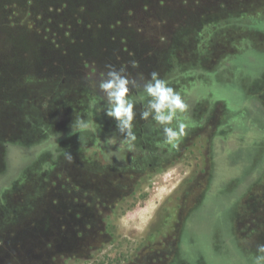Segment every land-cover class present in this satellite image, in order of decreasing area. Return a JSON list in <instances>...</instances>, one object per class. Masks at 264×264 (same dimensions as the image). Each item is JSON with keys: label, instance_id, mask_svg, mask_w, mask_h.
<instances>
[{"label": "rangeland", "instance_id": "rangeland-1", "mask_svg": "<svg viewBox=\"0 0 264 264\" xmlns=\"http://www.w3.org/2000/svg\"><path fill=\"white\" fill-rule=\"evenodd\" d=\"M263 16L264 0H0V183L17 170H24L20 178L31 168L43 169L47 161L55 164L50 157L58 151H70L74 160L67 164L80 169L94 168L95 153L98 161L97 230L82 237L83 250L66 251L50 264H176V232L206 190L208 134L222 110L208 113L205 106L197 107L194 114L206 120L204 127L172 147L171 159L151 160L152 170L140 157L124 169H111L92 144L74 142L62 130L89 112L107 110L99 84L114 70L130 82L134 142L154 154L164 151L159 147L165 141L162 126L141 116L151 99L143 85L156 73L176 90L187 81L182 78L186 72L211 70L246 47L264 51V35L252 29ZM77 19L84 25L76 26L79 34L70 27ZM85 31L96 39L99 34L108 50L98 51L97 43L92 55L74 59L71 48L68 59L61 58L64 40L78 42ZM51 59L52 69L45 67ZM71 60L72 67L63 66ZM246 91L264 104V73ZM48 99H60L63 108L41 114L40 105ZM106 119L115 126L114 119ZM31 127L41 131L29 132ZM53 134L55 144L47 145L45 139ZM236 172L221 163L217 177ZM212 213L210 205L202 208L190 220L188 233L201 229ZM227 215L237 247L254 264L258 246L264 245V173ZM217 262L225 264L219 256Z\"/></svg>", "mask_w": 264, "mask_h": 264}, {"label": "trees", "instance_id": "trees-1", "mask_svg": "<svg viewBox=\"0 0 264 264\" xmlns=\"http://www.w3.org/2000/svg\"><path fill=\"white\" fill-rule=\"evenodd\" d=\"M254 22L252 29L264 35V16ZM80 23V19H77L75 24H70V27L77 30V34H79L78 28L84 26ZM95 31L102 35L101 28L98 27ZM100 35L98 34L96 39L90 37V34L85 31L80 34L82 41L72 40V43H66L64 40L61 44L63 48L59 50L60 57L66 60L71 48L75 54L74 59L80 54L81 56L92 55L95 53L93 48H96L97 43L99 44L98 51H103L104 42L98 39ZM104 48L108 50L107 46ZM47 63L45 67H50V69L54 67L53 59ZM73 65L71 60L70 62L65 61L63 66L72 67ZM77 66L75 65L74 68ZM263 73L264 51L246 47L224 58L211 70L194 69L186 72L182 78L187 81L180 83V86L174 90L180 94L187 109L182 113L177 110V116L169 125L170 127L176 128L178 123H184L185 132L200 127L202 122L198 121L193 110L201 104H207L210 108L218 105L223 109V118L217 123L208 139L209 182L200 205L184 224L187 233L186 236L183 234L182 242L185 248H188L185 249L187 254H190L194 261L201 256L204 264H219L217 262L219 256L225 264L253 263L252 256L237 247L228 230L227 218L230 215L227 214H231L239 198L264 173V104L257 97L248 95L246 91V86L259 80ZM165 82L170 83L171 80L166 79ZM104 113L103 111L89 112L83 119L78 120L79 124L75 123L62 131L68 134L74 142L92 144L103 162L116 168L125 167L132 162V155L139 153L141 149L134 141L130 146L127 138L116 130L114 125L107 122ZM56 137L57 135L53 134V137L45 139L46 144L50 146L55 144ZM58 154L60 151L51 155L50 160L57 159ZM49 163L47 161L43 169H46ZM221 163L225 164L227 170L236 169L237 172L226 173L218 178ZM23 171L17 170L13 178L7 181L5 179L4 183H0V195L17 181ZM8 172L9 168L4 177L9 175ZM209 205L213 213L208 217L207 223L201 224V229L189 234L190 220L202 208ZM220 251L224 254H220Z\"/></svg>", "mask_w": 264, "mask_h": 264}, {"label": "crops", "instance_id": "crops-1", "mask_svg": "<svg viewBox=\"0 0 264 264\" xmlns=\"http://www.w3.org/2000/svg\"><path fill=\"white\" fill-rule=\"evenodd\" d=\"M44 102L39 112L45 116L50 108H63L60 99ZM64 156L61 152L47 169H29L0 195V264H50L44 262L49 259L46 250H79L81 240L60 231L65 226V195L59 180L66 177L64 168L75 166Z\"/></svg>", "mask_w": 264, "mask_h": 264}, {"label": "flooded vegetation", "instance_id": "flooded-vegetation-1", "mask_svg": "<svg viewBox=\"0 0 264 264\" xmlns=\"http://www.w3.org/2000/svg\"><path fill=\"white\" fill-rule=\"evenodd\" d=\"M200 106H205L208 110L207 111L208 113H210L214 108H217L218 110H222V117L219 119H216L217 120L216 123L213 124V126L211 127V130L209 131V134H208V139H209L210 133L213 131L217 123L223 118V109L222 107L218 105L214 106L213 108H210L207 104H201ZM199 120L200 118H198V121ZM203 121L204 122H202V125L200 127L196 128L193 131L191 130V131L185 132V135H183L180 138L176 146L182 144V142L188 139L193 132L204 127V125L206 124V120H203ZM207 146H208V141H207ZM159 147L164 148L163 149L164 151L154 154L150 151L145 150V148L141 146L140 147L141 151L137 154L132 155V162L129 165H126L125 167L130 166L136 158L140 157L142 158V160L147 161L148 166L150 167L149 170H152L154 167H151L152 165L150 164V162L154 158H157L158 163H161V162H166L168 159H171L173 157L174 153L173 152L169 153L173 146L166 143V140L160 143ZM92 162H93L92 164H94V168L90 167L91 169L89 170L80 169L76 165L72 168H69L67 166L66 168L63 169L65 171L66 177L64 179L59 180L60 181V193L65 195V213H64L65 226L61 227L60 231L64 233L72 234L71 235L72 237H75L76 239L81 240V244L80 245L77 244V246H80L79 250L78 249L70 250V252L83 250L84 248L83 244L85 246L86 242H85V239H82V237H84L86 234H93L97 230L95 229L96 227L94 226L96 222L95 218L97 215V208H98L96 204L97 203L96 199L98 197L97 188L99 186L97 178H96L97 176L96 174L97 166L96 165H98L96 153L94 156V160ZM209 165H210V161H209ZM108 166H110V168L114 170L115 169L121 170L125 168V167L116 168L112 165H108ZM138 170H142V168L139 167ZM208 178H207V184L209 182ZM203 196H204V193H202L200 200L194 205V207L189 209L186 215L181 219L180 226L178 227V230L176 232V239H175L176 245H175V249L173 252V256H174L173 261L176 264H179V263L180 264H204L203 258L201 256H199L198 259L195 261L192 260V258L190 257V254H187L185 250L188 248L187 247L185 248L184 242H182L183 240L182 237L184 238V235L186 236V233H187L185 232L184 224L189 218V216L191 215V213L193 211H196L197 207L200 205L202 201ZM102 205H105V203H103ZM234 241L236 243L235 238H234ZM47 247L52 248L53 245H48ZM45 253L48 254V258H49L47 260H44L45 263L46 262L50 263L51 259L52 260L60 259V256L65 254V252H62V251H52V250H46Z\"/></svg>", "mask_w": 264, "mask_h": 264}, {"label": "clouds", "instance_id": "clouds-1", "mask_svg": "<svg viewBox=\"0 0 264 264\" xmlns=\"http://www.w3.org/2000/svg\"><path fill=\"white\" fill-rule=\"evenodd\" d=\"M129 80L119 72L110 70L106 74V79L99 84L100 90L107 99L108 108L105 115L114 119L116 130L123 134L129 145L136 140L133 132V120L135 113L134 103L128 98ZM143 91L151 97L148 100L144 111L141 113L143 119L150 116L158 124L163 126V133L166 143L176 147L180 138L185 135V124L178 123L176 128L170 127L174 118L177 116V110L184 112L187 105L182 100L180 94L169 87L163 79L158 78V74L153 73L151 80L143 85ZM76 124L79 121L75 120ZM65 159L71 163L74 160L70 151L65 153ZM254 264H264V245H259Z\"/></svg>", "mask_w": 264, "mask_h": 264}]
</instances>
